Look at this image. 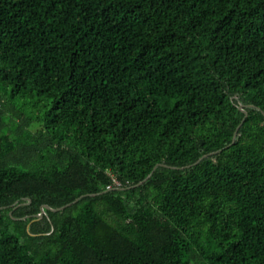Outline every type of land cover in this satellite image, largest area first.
I'll return each mask as SVG.
<instances>
[{"label": "trees", "instance_id": "trees-1", "mask_svg": "<svg viewBox=\"0 0 264 264\" xmlns=\"http://www.w3.org/2000/svg\"><path fill=\"white\" fill-rule=\"evenodd\" d=\"M0 264H264V0H0Z\"/></svg>", "mask_w": 264, "mask_h": 264}, {"label": "water", "instance_id": "water-1", "mask_svg": "<svg viewBox=\"0 0 264 264\" xmlns=\"http://www.w3.org/2000/svg\"><path fill=\"white\" fill-rule=\"evenodd\" d=\"M155 168V167H154ZM150 176V175H149ZM148 176V177H149ZM28 203H29V201H28ZM47 209H50V210H52L51 208H49V207H46ZM43 212H44V208H42V213L40 214V217H42L43 216Z\"/></svg>", "mask_w": 264, "mask_h": 264}, {"label": "built area", "instance_id": "built-area-1", "mask_svg": "<svg viewBox=\"0 0 264 264\" xmlns=\"http://www.w3.org/2000/svg\"><path fill=\"white\" fill-rule=\"evenodd\" d=\"M114 183H115V185H116V186H119V183H118V182H116V180H114Z\"/></svg>", "mask_w": 264, "mask_h": 264}]
</instances>
